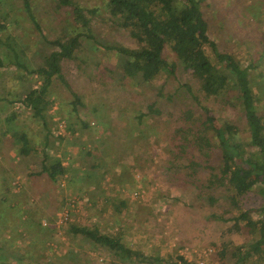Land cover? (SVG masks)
Returning <instances> with one entry per match:
<instances>
[{"label":"rangeland","instance_id":"rangeland-1","mask_svg":"<svg viewBox=\"0 0 264 264\" xmlns=\"http://www.w3.org/2000/svg\"><path fill=\"white\" fill-rule=\"evenodd\" d=\"M76 1L88 12L100 43L85 33L78 54L83 62L64 61L66 80L53 77L46 125L23 98L42 83L29 70L41 66L55 47L43 39L23 0H0V260L128 264L112 250L73 234L74 223L120 237L128 248L154 258L149 264H177L181 257L232 264V245L249 244L253 236L223 231L240 211L251 209L258 217L263 201L256 188L243 197L240 208L230 204L223 188L214 191L215 203L205 194L198 196L197 186L208 175L207 162L196 157L202 166L195 178L187 177L186 156L181 158L173 130L181 111L199 112L200 102L240 128L246 126L244 115L225 96L199 91L182 65L176 75L161 73L152 83L123 76L125 57L108 45L135 47L137 41L112 18L108 0ZM29 2L47 39L64 38L74 29L69 7L57 0ZM202 8L211 39L248 66L258 109L264 113V0H203ZM166 53L175 60L168 48ZM213 55L210 52L215 60ZM17 59L27 69L18 66ZM227 90L234 94L233 87ZM73 92L80 96L76 111ZM149 105L160 112H148ZM15 131L26 133L37 146L30 156L17 153L11 142ZM45 137L50 139L47 151L66 166L55 182L32 174L41 169ZM214 152L209 162L220 168L219 149L214 147ZM68 207L70 217L60 222L59 213ZM223 240L233 244L220 260L217 251ZM257 261L254 256L240 264H264Z\"/></svg>","mask_w":264,"mask_h":264},{"label":"trees","instance_id":"trees-1","mask_svg":"<svg viewBox=\"0 0 264 264\" xmlns=\"http://www.w3.org/2000/svg\"><path fill=\"white\" fill-rule=\"evenodd\" d=\"M60 6L69 7L72 16L71 33L64 38L47 39L33 14L29 0H23L26 11L43 39L52 44L50 54L43 59V64L30 73L37 74L42 79L40 86L29 88L23 98V104L32 109L34 116L41 118L47 125L46 113L49 109L48 89L53 77L63 80L62 67L64 61L83 62L78 54L82 49V36L100 43L92 29L91 18L85 8L76 0H57ZM203 0H108L110 13L121 28L126 29L137 41L135 47L121 44H111L125 59L122 64L123 76L137 78L146 83L155 81L161 73L176 75L179 66L189 71L192 80L199 91L206 96H225L233 107L245 117V128H240L232 121H224L215 115L207 105L201 104L200 111L192 108L181 111L177 126L173 130V138L177 141V149L186 156L187 177H196L202 166L200 160L206 161L208 175L200 180L198 196L205 194L211 203L217 197L214 191L223 188L229 192L231 205L240 208L243 197L257 189L263 201L258 210V217L251 215L252 210L240 211L234 216L233 224L223 232H247L253 236L252 241L240 245H232L231 241L223 240L222 249L217 251L218 259L225 260L232 245V264H240L256 256L258 263L264 261V113L257 106L259 100L253 89L248 66H243L233 53L221 51L218 43L209 35V23L202 8ZM84 29V32L75 29ZM87 37V36H86ZM1 43V39H0ZM118 43V42H117ZM167 48L175 56L170 60ZM213 52L215 60L210 56ZM17 58V55H15ZM18 66L27 67L17 59ZM254 63H250L253 66ZM189 90V84H185ZM235 90L229 95L228 88ZM73 109L76 111L80 96L73 92ZM197 96V95H196ZM195 96V97H196ZM1 100V98H0ZM159 113L154 106H148V112ZM146 114V112H145ZM202 117V119H201ZM12 117H8L10 121ZM12 144L17 153L28 157L37 150L32 145L26 133L17 131L11 133ZM48 138L45 137L41 169L32 171L33 176L47 175V179L55 182L66 173V166L57 157L47 151ZM50 140V139H49ZM214 147L219 149L220 168L210 164L214 156ZM191 152V154L188 153ZM193 179V178H192ZM222 220H229L224 216ZM73 234H80L88 240L112 250L128 264L154 262L143 252L128 248L122 239L116 235L103 233L88 226L71 224ZM162 256V255H161ZM157 256V260L161 258ZM183 260V258L181 257ZM0 264H10L0 260Z\"/></svg>","mask_w":264,"mask_h":264},{"label":"built area","instance_id":"built-area-1","mask_svg":"<svg viewBox=\"0 0 264 264\" xmlns=\"http://www.w3.org/2000/svg\"><path fill=\"white\" fill-rule=\"evenodd\" d=\"M64 120L63 121H61V123H60V127L61 128H63L65 125H64ZM59 133H61L60 131H59ZM63 163V165H64V162H62ZM71 205V207H73L74 206V203H71L70 204ZM70 208L68 207L67 209H64L62 212H60L59 213V218H60V222H62V219L63 220H67L69 217H70V210H69ZM187 259H184L183 258V260L182 259H179V260H177L176 262H177V264H208L207 262H206V258L205 259H202V260H200V259H197V260H192L191 258H189V257H186ZM140 264H145V263H140ZM147 264V263H146Z\"/></svg>","mask_w":264,"mask_h":264}]
</instances>
